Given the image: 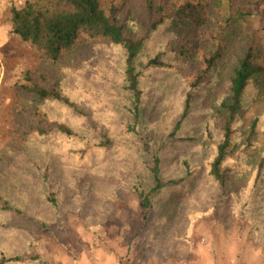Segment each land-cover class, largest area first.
I'll use <instances>...</instances> for the list:
<instances>
[{
	"label": "rangeland",
	"instance_id": "rangeland-1",
	"mask_svg": "<svg viewBox=\"0 0 264 264\" xmlns=\"http://www.w3.org/2000/svg\"><path fill=\"white\" fill-rule=\"evenodd\" d=\"M25 1L0 0V255L38 256L30 264H264V170L247 211L205 209L191 221L189 250L174 253L152 233L154 213L142 218L133 192L118 181H101L95 157L88 158L81 146L64 142L53 131L57 122H76L75 109L93 122L101 119L100 101L110 96L112 81H120L121 54L104 40L85 37L59 61L48 62L12 33L10 9ZM98 1L107 13L115 7L112 15L124 34L135 39L144 37L160 12L205 4L204 25L180 24L173 39L196 54L177 76L180 90L183 80L205 66L203 53L220 54L213 64L220 78L202 101L227 92V77L248 46L253 47L256 61H264V0ZM231 14L238 16V23L225 26L224 18ZM26 83L59 89L75 108L36 100L21 87ZM256 116L262 124L249 144L245 137ZM233 128L239 140L234 157L238 165L247 167L234 180L249 182L264 154L263 78L245 94ZM66 144L76 145L79 152L68 154L71 147ZM60 184L65 194L55 205L46 206L44 196L50 189L57 192ZM103 185L106 202L99 196Z\"/></svg>",
	"mask_w": 264,
	"mask_h": 264
},
{
	"label": "trees",
	"instance_id": "trees-1",
	"mask_svg": "<svg viewBox=\"0 0 264 264\" xmlns=\"http://www.w3.org/2000/svg\"><path fill=\"white\" fill-rule=\"evenodd\" d=\"M109 9L107 13L98 0H26L19 8L11 7V30L50 63L59 61L85 37L104 40L120 50V81L113 80L110 96L100 101L101 119L93 122L87 113L75 109L72 115L76 122H57L53 131L64 142L81 146V153L88 158L95 157L101 181H118L133 192L142 218H151L154 213L152 233L161 246L184 253L189 250L191 221L205 209L247 211L255 195L264 170V154L253 169V181H235L234 176L247 167L238 165L234 157L239 140L233 125L239 122L247 91L264 79V61H256L253 47L248 46L227 77V92L210 102L202 101L220 78L213 67L220 54L217 50L213 55L203 53L205 66L191 79L183 80L180 90L177 76L185 61L196 59V54L186 43L176 44L173 39L180 24L189 28L204 25L205 4L160 12L140 39L125 35L112 15L115 7ZM238 19L228 15L224 25L234 27ZM21 87L36 100L75 108L55 87L36 83ZM260 124L257 116L251 120L246 143L251 144ZM76 145H67L71 147L68 154L79 152ZM60 185L57 192L50 189L44 196L46 206L55 205L65 194L64 184ZM105 189L101 186L99 196L106 202ZM36 258L0 255V264H30Z\"/></svg>",
	"mask_w": 264,
	"mask_h": 264
}]
</instances>
